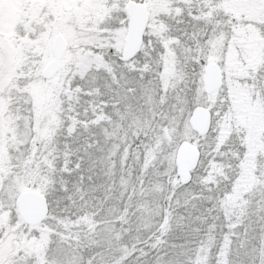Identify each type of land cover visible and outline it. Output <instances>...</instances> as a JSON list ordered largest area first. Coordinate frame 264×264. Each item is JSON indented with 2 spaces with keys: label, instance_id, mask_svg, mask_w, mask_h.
Wrapping results in <instances>:
<instances>
[{
  "label": "snow or ice",
  "instance_id": "snow-or-ice-1",
  "mask_svg": "<svg viewBox=\"0 0 264 264\" xmlns=\"http://www.w3.org/2000/svg\"><path fill=\"white\" fill-rule=\"evenodd\" d=\"M0 264H264V0H0Z\"/></svg>",
  "mask_w": 264,
  "mask_h": 264
}]
</instances>
